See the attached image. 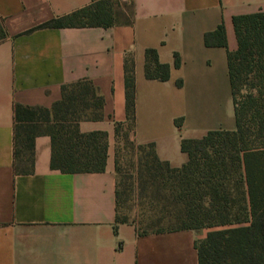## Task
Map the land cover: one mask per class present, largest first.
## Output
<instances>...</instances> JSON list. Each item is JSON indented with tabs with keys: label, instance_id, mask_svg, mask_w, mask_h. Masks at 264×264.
<instances>
[{
	"label": "crops",
	"instance_id": "1",
	"mask_svg": "<svg viewBox=\"0 0 264 264\" xmlns=\"http://www.w3.org/2000/svg\"><path fill=\"white\" fill-rule=\"evenodd\" d=\"M93 1L0 0L6 33L0 40V264H199L196 242L207 235L200 229L140 234L133 221L116 223L115 147L126 132L136 144L153 143L161 160L179 167L188 160L182 139L235 129L228 70V51L237 48L232 18L264 11V0H132L129 24L27 32ZM220 24L227 47L207 46L205 33ZM147 48L170 64L168 80L145 76ZM126 56L134 60L132 127ZM82 80L104 99L102 118L83 120L79 129L107 132L105 170L53 169L51 137L39 133L34 169L16 171L15 104L49 109L62 97L63 85Z\"/></svg>",
	"mask_w": 264,
	"mask_h": 264
},
{
	"label": "trees",
	"instance_id": "2",
	"mask_svg": "<svg viewBox=\"0 0 264 264\" xmlns=\"http://www.w3.org/2000/svg\"><path fill=\"white\" fill-rule=\"evenodd\" d=\"M116 0H94L69 14L52 18L37 28L110 27L132 23L134 9L119 20ZM237 48L228 51V70L235 107L236 128L210 130L202 138L182 139L188 160L172 167L161 160L153 143L138 144L140 175L155 186L154 222L137 225L140 234L185 229L214 228L201 244L196 242L199 264H264V11L232 18ZM6 35L0 22V40ZM207 46L227 47L220 24L204 35ZM181 60L175 54V66ZM171 66L160 61L155 48L145 51V76L166 81ZM182 84L181 80L177 81ZM126 111L130 127L135 122L134 60L125 58ZM104 99L94 85L82 80L62 86V97L51 108L15 104L14 168L28 173L35 166V138L51 137V167L62 172H101L106 168V131L81 132L83 120L103 116ZM181 126L182 118L175 120ZM119 129V128H118ZM122 137L129 139L128 133ZM148 149L146 152L145 149ZM116 172L119 168L116 162ZM154 183V184H153ZM165 190L166 196L157 193ZM117 181L116 223L130 221L120 214ZM143 223V222H142ZM170 225L169 229L161 225ZM157 228H152L156 227ZM152 229H149V228ZM117 228V227H116ZM117 230V229H116Z\"/></svg>",
	"mask_w": 264,
	"mask_h": 264
},
{
	"label": "rangeland",
	"instance_id": "3",
	"mask_svg": "<svg viewBox=\"0 0 264 264\" xmlns=\"http://www.w3.org/2000/svg\"><path fill=\"white\" fill-rule=\"evenodd\" d=\"M119 5L115 4L118 13V19L124 20L132 11V0H116ZM147 152L148 149L146 148ZM116 162L119 168L117 174L120 196V214L127 216L130 221L135 222L142 227L148 226L154 222V212H156V203L158 201H152L150 195L155 192V186L159 183H153L151 185L150 180L148 182L146 176L140 175L139 156L140 150L138 144L134 143L130 139L125 137H119L115 147ZM159 198L166 196L165 190L157 193ZM158 208V207H157ZM156 210V211H155ZM143 222V223H142ZM156 227L152 228H157ZM162 227L169 229L170 225L163 224ZM151 227L149 229H152ZM214 228H200L204 233ZM202 240H198V244H201Z\"/></svg>",
	"mask_w": 264,
	"mask_h": 264
}]
</instances>
